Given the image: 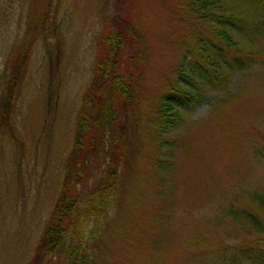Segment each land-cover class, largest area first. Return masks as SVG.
<instances>
[{"label": "rangeland", "instance_id": "obj_1", "mask_svg": "<svg viewBox=\"0 0 264 264\" xmlns=\"http://www.w3.org/2000/svg\"><path fill=\"white\" fill-rule=\"evenodd\" d=\"M186 19L180 0H0V264H59L41 238L80 110L105 81L98 60L113 26L125 34L118 73L140 88L123 128L114 126L121 134H107L72 180L81 207L97 189L115 194L87 216L94 264H222L255 240L227 211L264 190V33L246 34V50L256 52L248 66L206 88L201 104L163 130L162 98L185 86L179 71L191 72L199 38H209L208 24ZM114 149L122 160L112 176Z\"/></svg>", "mask_w": 264, "mask_h": 264}, {"label": "trees", "instance_id": "obj_2", "mask_svg": "<svg viewBox=\"0 0 264 264\" xmlns=\"http://www.w3.org/2000/svg\"><path fill=\"white\" fill-rule=\"evenodd\" d=\"M180 6L187 15L186 22L208 24L210 31L207 40L199 38L198 60L191 72L179 71L185 86L171 89L161 100L157 120L163 130L175 127L182 122L185 112H191L201 104L206 88L224 85L229 76L248 66L256 52L246 50L247 44H251L247 42L246 34L252 32L257 37L264 33V0H180ZM123 40V30L115 26L102 38V42L109 47L105 46L97 70L105 81L100 83L97 101L91 103L87 99L85 107L80 110L74 145L66 163L63 190L42 234V249L55 255L59 264H94L96 254L89 252L85 239L87 216L96 210L100 213V208L104 206L102 203L108 204L105 193L110 196L114 191L112 186L97 189L81 207L82 194L73 191L72 180L75 176L83 178L81 172L85 173L96 148L100 144H107V134L120 133L114 128L115 124L119 123L123 128L130 109L139 99L136 100L140 88L138 80L125 78L118 73L117 52L123 47ZM215 40L221 46L214 43ZM29 46L24 48V55ZM231 51L235 52L233 56H230ZM90 104L96 114H91V110L89 112ZM118 142L115 141L113 146L117 147ZM112 152L108 170L115 176L121 166L122 152L118 154L115 149ZM245 195L249 201L248 207L243 199H238L229 206L227 217L246 238H254L255 235L256 241L237 247L238 252L231 260L226 259L222 264H264V244L260 243L264 240V190ZM82 209L86 213H82ZM76 214L79 215L78 222L75 220Z\"/></svg>", "mask_w": 264, "mask_h": 264}]
</instances>
